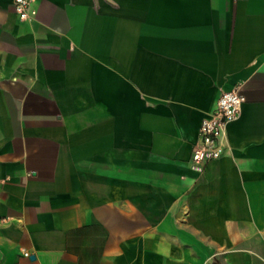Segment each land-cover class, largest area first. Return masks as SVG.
I'll use <instances>...</instances> for the list:
<instances>
[{
  "label": "crops",
  "instance_id": "0c3cea01",
  "mask_svg": "<svg viewBox=\"0 0 264 264\" xmlns=\"http://www.w3.org/2000/svg\"><path fill=\"white\" fill-rule=\"evenodd\" d=\"M33 7L0 0V264H264V0Z\"/></svg>",
  "mask_w": 264,
  "mask_h": 264
},
{
  "label": "built area",
  "instance_id": "2783aa9c",
  "mask_svg": "<svg viewBox=\"0 0 264 264\" xmlns=\"http://www.w3.org/2000/svg\"><path fill=\"white\" fill-rule=\"evenodd\" d=\"M15 11L22 21H31L36 15L33 0H13ZM246 98L239 90L224 91L211 114L201 121L198 141L191 156L192 166L202 170L211 161L221 158L227 149V128L242 111ZM25 256H29L25 253Z\"/></svg>",
  "mask_w": 264,
  "mask_h": 264
}]
</instances>
